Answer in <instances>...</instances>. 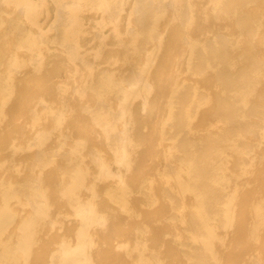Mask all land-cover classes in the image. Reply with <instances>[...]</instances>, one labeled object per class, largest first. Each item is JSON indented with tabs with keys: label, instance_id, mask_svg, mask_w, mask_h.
Segmentation results:
<instances>
[{
	"label": "bare ground",
	"instance_id": "obj_1",
	"mask_svg": "<svg viewBox=\"0 0 264 264\" xmlns=\"http://www.w3.org/2000/svg\"><path fill=\"white\" fill-rule=\"evenodd\" d=\"M0 264H264V0H0Z\"/></svg>",
	"mask_w": 264,
	"mask_h": 264
}]
</instances>
